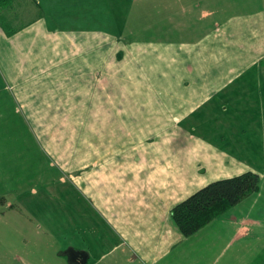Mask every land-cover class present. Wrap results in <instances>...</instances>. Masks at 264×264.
<instances>
[{
    "label": "crops",
    "instance_id": "0c3cea01",
    "mask_svg": "<svg viewBox=\"0 0 264 264\" xmlns=\"http://www.w3.org/2000/svg\"><path fill=\"white\" fill-rule=\"evenodd\" d=\"M104 1L0 0V61L2 78L8 82L5 92L11 101L21 105L20 114L41 147L63 170L71 172L72 182L79 185L81 194L93 196L92 202L101 217L131 239V252H147L159 235L164 243L171 244L176 238L192 242L202 251L198 257L203 264H215L234 246L242 247L246 239H190L221 217L183 239L186 237L172 223V212L214 182L255 173L237 169L240 163L230 155L235 146L231 138L224 137L220 146L200 140L198 147L194 146L198 156L183 157L182 152L181 158L169 151L171 142L165 139L167 162L172 159L174 163L164 162L165 170L156 174L153 187H137V179L145 178L144 171L150 168L143 164L139 176L137 162H148L146 150L143 153L141 149L156 137L153 133H166L174 124L178 127L203 103L221 96V91L249 65L261 66L259 79L264 81V0H147L146 13L150 18L159 15L162 21L160 35L192 37L195 30L205 31L203 41L202 37H187L185 42L160 44L161 56L175 70L173 76L165 79L169 86L157 95L134 91V82L149 81L147 72L142 78L135 77L137 54L145 47L134 43L125 46L105 37L100 21ZM111 1L113 11L125 5L129 19L135 15L136 3H140ZM210 51L212 54L208 55ZM186 68L208 69L209 78L194 81L183 70ZM194 85L197 89L185 94L183 90ZM0 93L3 100L4 94ZM186 95L196 103L188 110L182 109ZM223 96L230 98V94ZM260 99L256 108L262 118L263 93ZM142 101L143 111L136 108ZM214 113L212 107L208 116ZM150 121L156 122L155 129ZM226 121L225 116L213 117L215 125L225 126ZM178 147L184 151L187 142L181 141L179 146L176 144ZM156 164L157 161L155 169ZM233 168L237 171L232 173ZM205 174L210 177L207 179ZM47 186H53L51 180ZM160 243L161 240L157 250ZM218 250L220 254L214 260ZM257 250L259 256L264 255V246ZM87 256L86 264H91V257ZM104 257L99 264H103ZM196 264H200L199 260Z\"/></svg>",
    "mask_w": 264,
    "mask_h": 264
},
{
    "label": "rangeland",
    "instance_id": "374dc122",
    "mask_svg": "<svg viewBox=\"0 0 264 264\" xmlns=\"http://www.w3.org/2000/svg\"><path fill=\"white\" fill-rule=\"evenodd\" d=\"M146 1L139 0L141 4L136 3L135 15L129 19L127 11L123 9L125 5H120L119 9L113 11L112 1L105 0L100 21L103 33L109 40L119 41L125 46L134 43L145 47V50L137 54L139 63L135 77L136 80L142 78L147 72L149 81L137 80L133 83V88L139 93L153 92L157 95L169 86L165 84V79L173 76L175 70L170 69L166 64V57L161 56L160 44H176L185 42L188 38L200 37L203 41L205 31L195 30L192 37L190 34L160 35L162 21L159 15L150 18L146 13ZM211 54L210 51L208 55ZM183 70L194 81L197 78L207 81L210 75L208 69ZM260 71L258 63L249 65L247 69H243L238 79L221 91V96L203 103L194 115L187 117V120L183 119L178 127L174 124L166 133H153L157 134L156 137L141 149L143 153L146 150L148 162H137L138 174L140 168H144L143 164L150 167L144 171L145 178L137 179V187H153L156 184V174L165 170L164 162L167 165L174 163L172 159L167 162L163 147L165 139L171 142L169 151L175 152L174 155L177 153L175 157L181 158L182 152L183 157L198 156L194 152L200 140L206 143L217 142L220 146L222 144L219 142L226 137L227 140L231 138L236 146L230 151V155L240 163L237 169L253 171L261 176L262 191L259 194L245 198L195 238H183L246 239L242 247L234 246L219 260L218 250L213 257L217 260L215 264H264V255L259 256L257 250L264 246V131L261 132L264 117H260V109L256 108H259L261 94H264V81L259 79ZM181 73L182 70H179V74ZM2 77L0 61V92L4 94L1 98L3 100H0V264H74L69 255L70 248L87 253L91 257V264H99L101 256H105L103 264H196L197 260L203 264L198 257L202 251H198L192 242H180L177 238L170 244L164 243L165 240L159 239L158 235L147 252H131V239H126L123 233L115 231L101 217L92 202L94 197L81 194L79 185L72 182L71 172L63 170L58 161L41 147L24 115L20 114L21 105L7 96L5 88L8 82ZM196 89L194 85L183 91L188 94ZM229 94L230 101L223 96ZM185 98L187 99L183 101L182 109L188 110L195 106V101L188 99L189 95ZM141 104L143 101L137 103L136 108L143 111L144 105ZM212 107L216 114L208 116ZM215 116L228 117L225 126L215 125ZM181 117L174 116L178 119ZM150 122L155 129L156 122ZM182 129L185 132H181ZM183 140L187 142L188 148L181 151L180 147L176 148V144L179 146ZM143 156L144 154L140 158ZM160 160L163 164L158 163ZM76 172L72 171L73 174H77ZM205 177L208 179L210 176L205 174ZM50 180L52 187L47 186ZM166 232H170V226ZM159 240L161 246L157 250Z\"/></svg>",
    "mask_w": 264,
    "mask_h": 264
},
{
    "label": "trees",
    "instance_id": "16d2710c",
    "mask_svg": "<svg viewBox=\"0 0 264 264\" xmlns=\"http://www.w3.org/2000/svg\"><path fill=\"white\" fill-rule=\"evenodd\" d=\"M260 192L261 178L252 172L217 181L175 207L172 217L182 234L192 237L245 198Z\"/></svg>",
    "mask_w": 264,
    "mask_h": 264
},
{
    "label": "flooded vegetation",
    "instance_id": "af4514ba",
    "mask_svg": "<svg viewBox=\"0 0 264 264\" xmlns=\"http://www.w3.org/2000/svg\"><path fill=\"white\" fill-rule=\"evenodd\" d=\"M70 259L72 262L79 263V264H82L84 261V257L78 251H74L73 253H71Z\"/></svg>",
    "mask_w": 264,
    "mask_h": 264
},
{
    "label": "water",
    "instance_id": "95a60500",
    "mask_svg": "<svg viewBox=\"0 0 264 264\" xmlns=\"http://www.w3.org/2000/svg\"><path fill=\"white\" fill-rule=\"evenodd\" d=\"M74 251H75V250H74L73 248H70V249H69V255H71V253H73ZM80 253H81V255L84 257V261H83L82 264H86L87 261H88V260H87V259H88V258H87V257H88V256H87L88 254L85 253V252H80Z\"/></svg>",
    "mask_w": 264,
    "mask_h": 264
}]
</instances>
